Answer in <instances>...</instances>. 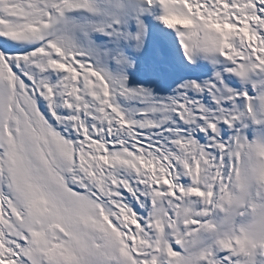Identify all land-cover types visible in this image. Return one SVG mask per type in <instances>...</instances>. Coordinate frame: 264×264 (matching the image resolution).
Returning <instances> with one entry per match:
<instances>
[{
  "label": "snow or ice",
  "instance_id": "snow-or-ice-1",
  "mask_svg": "<svg viewBox=\"0 0 264 264\" xmlns=\"http://www.w3.org/2000/svg\"><path fill=\"white\" fill-rule=\"evenodd\" d=\"M0 264H264V0H0Z\"/></svg>",
  "mask_w": 264,
  "mask_h": 264
}]
</instances>
